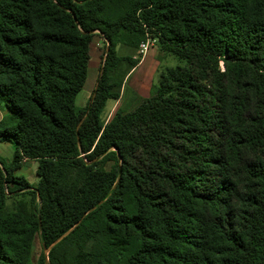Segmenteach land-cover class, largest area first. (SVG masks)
Returning a JSON list of instances; mask_svg holds the SVG:
<instances>
[{
    "label": "trees",
    "instance_id": "obj_1",
    "mask_svg": "<svg viewBox=\"0 0 264 264\" xmlns=\"http://www.w3.org/2000/svg\"><path fill=\"white\" fill-rule=\"evenodd\" d=\"M95 36L102 74L78 109ZM148 39L178 64L104 122L117 46ZM0 107V264L64 235L49 264H264V0H0Z\"/></svg>",
    "mask_w": 264,
    "mask_h": 264
},
{
    "label": "rangeland",
    "instance_id": "obj_2",
    "mask_svg": "<svg viewBox=\"0 0 264 264\" xmlns=\"http://www.w3.org/2000/svg\"><path fill=\"white\" fill-rule=\"evenodd\" d=\"M147 51L142 53L140 47L137 48L124 46V44L117 46V53L123 59L140 60L136 69L134 68L128 75V63L126 60L122 62L119 67L110 74L113 82L122 84L120 88V97L118 100H109L106 103L102 120L109 121L117 109L123 111H131L141 99L148 97L150 89L158 84L160 73L165 68L174 67L178 64L177 59L169 53L162 51L159 48L158 42L154 39H149ZM106 44L103 40L95 36L90 45V61L88 67V75L83 90L77 95L75 106L78 109H84L90 102L92 93L95 90L97 82L101 78V71L105 59ZM149 59L143 62V58ZM142 62V63H141ZM154 71V72H153ZM153 72V79L151 82L146 78ZM132 73V75H131ZM150 73V74H149ZM6 111L0 107V119L4 116ZM15 153V146L10 142H0V160L5 165H9ZM21 168L14 172L13 175L23 177L30 184L35 186L38 178L36 176L37 165L33 162H25L21 164ZM109 166V165H107ZM6 191V189H5ZM29 197L27 193H18L16 196H9L5 201L7 210L12 211L21 203H27ZM43 254V248L40 242L36 239L32 250V264H38L40 255Z\"/></svg>",
    "mask_w": 264,
    "mask_h": 264
},
{
    "label": "water",
    "instance_id": "obj_3",
    "mask_svg": "<svg viewBox=\"0 0 264 264\" xmlns=\"http://www.w3.org/2000/svg\"><path fill=\"white\" fill-rule=\"evenodd\" d=\"M101 74H102V71H101ZM94 94H95V90L93 91V93H92V97H91V99H90V102H89V104L91 103V101H92V98H93V96H94ZM65 236V235H64ZM64 236H62L61 238H59V239H57L56 241H54L48 248H45V247H43V255H44V263L45 264H49L48 263V258H47V255H48V252H49V250L53 247V246H55Z\"/></svg>",
    "mask_w": 264,
    "mask_h": 264
},
{
    "label": "crops",
    "instance_id": "obj_4",
    "mask_svg": "<svg viewBox=\"0 0 264 264\" xmlns=\"http://www.w3.org/2000/svg\"><path fill=\"white\" fill-rule=\"evenodd\" d=\"M146 59L148 60V59H149V57H145V58H143V60H142V61H143V62H145V60H146ZM141 63H142V62H141ZM135 69H136V68H135ZM153 72H154V71H153ZM153 72H152V74H151L150 76H149V75H147V77H146V78H147V79H148L150 82H151V80L153 79V76H154V75H153ZM149 74H150V73H149ZM131 75H132V73H131ZM0 120H1V119H0ZM25 162H33V163H35V164H36V162H35V161H26V160H23L22 164H24ZM36 165H37V164H36ZM21 167H22V166H21ZM18 170H19V169H18ZM18 170H16V171H18ZM16 171H15V172H16Z\"/></svg>",
    "mask_w": 264,
    "mask_h": 264
},
{
    "label": "built area",
    "instance_id": "obj_5",
    "mask_svg": "<svg viewBox=\"0 0 264 264\" xmlns=\"http://www.w3.org/2000/svg\"><path fill=\"white\" fill-rule=\"evenodd\" d=\"M149 42H150V40L148 39V40H146L145 42H142V43L139 45V47H140V51H141L142 53H145V52L147 51V46H148Z\"/></svg>",
    "mask_w": 264,
    "mask_h": 264
}]
</instances>
